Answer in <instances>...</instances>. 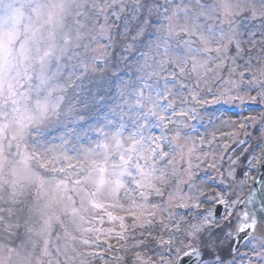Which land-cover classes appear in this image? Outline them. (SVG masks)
<instances>
[{"label": "snow or ice", "instance_id": "1", "mask_svg": "<svg viewBox=\"0 0 264 264\" xmlns=\"http://www.w3.org/2000/svg\"><path fill=\"white\" fill-rule=\"evenodd\" d=\"M256 168L264 0H0V264H264Z\"/></svg>", "mask_w": 264, "mask_h": 264}, {"label": "rangeland", "instance_id": "2", "mask_svg": "<svg viewBox=\"0 0 264 264\" xmlns=\"http://www.w3.org/2000/svg\"><path fill=\"white\" fill-rule=\"evenodd\" d=\"M238 106V105H236ZM235 107V106H234ZM240 109L241 106H238ZM256 108V107H255ZM252 109V110H249V109H246V110H243L242 112H240L239 110L238 111H235L233 113H227L225 111V109H222L221 111L223 112V115L221 117V119L223 120H234V121H240L243 119V117L245 116H249V115H256L257 112L261 111L260 108L258 109ZM217 128H219V131L216 132L217 136L220 135V132H228V131H234L235 129L234 128H229V127H223V128H220L219 127V124L216 125ZM197 129H198V133L199 135H204L206 132L207 133H211L213 132L215 129L213 127H208V126H201L199 123H197ZM247 131L251 132V129H248ZM196 133H194L195 135ZM238 139H245V137L243 136V134L241 133L238 137ZM254 142V138L253 140H250L249 141V144L253 143ZM244 147H248V145H244ZM242 150V149H241ZM259 149H256V152L258 153ZM255 174V170L252 171L248 177H247V180L245 182V186L242 188V189H239L238 190V195L241 197V198H245L246 196H248V191L250 190V186H251V182L253 180V176ZM209 175H214L213 173H209ZM239 179V178H238ZM214 186V185H213ZM248 193V194H247ZM114 246H116V241L115 240H112L110 241ZM100 251H102V249H99ZM241 250L243 251V245H242V248ZM109 255H115V253H112V254H109ZM105 259H108V256H105ZM94 264H104V260H96L94 261Z\"/></svg>", "mask_w": 264, "mask_h": 264}, {"label": "bare ground", "instance_id": "3", "mask_svg": "<svg viewBox=\"0 0 264 264\" xmlns=\"http://www.w3.org/2000/svg\"><path fill=\"white\" fill-rule=\"evenodd\" d=\"M240 179V178H239Z\"/></svg>", "mask_w": 264, "mask_h": 264}]
</instances>
